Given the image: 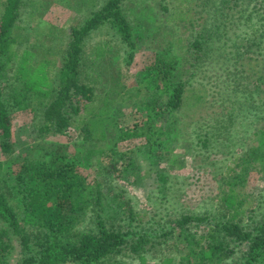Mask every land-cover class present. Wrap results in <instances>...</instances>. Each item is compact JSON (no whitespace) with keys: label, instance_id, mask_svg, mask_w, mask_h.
Instances as JSON below:
<instances>
[{"label":"trees","instance_id":"trees-1","mask_svg":"<svg viewBox=\"0 0 264 264\" xmlns=\"http://www.w3.org/2000/svg\"><path fill=\"white\" fill-rule=\"evenodd\" d=\"M153 1L159 12L153 4L146 10L160 13L161 20H156L163 25L176 22L188 32L177 38L173 57L159 59L155 67L168 93L161 94L157 84V97L154 92L144 103L149 121L125 132L113 109L132 97L110 89L99 93L82 80V74L84 40L107 23L128 45L127 60L133 58L136 39L126 0L97 1L83 24L70 28L64 61L50 90L37 88L41 84H35L33 73L27 77L29 83L12 89L9 67L19 58L25 0H2L0 264H9L16 247L22 256L19 264H124L121 259L126 257L147 264L149 255L161 256L162 264H264V194L257 205L245 194L252 171L264 179V0ZM42 25L47 23L40 21L38 27ZM96 51L100 60L108 49L103 45ZM36 99L42 112L41 134H63L76 126L85 135L83 140L106 142V158L126 160L119 143L145 136L144 153L159 159L169 140L175 143L179 134L186 135L182 146L196 156L193 175L184 179L190 183L169 187L175 180L169 172L184 168L186 161L172 160L167 153V170L153 164L147 170L159 191L151 215L136 211L126 200L107 217L101 183L91 188L77 172L78 160L70 159L65 149L35 146L15 171L12 110L35 112ZM254 113L253 127L244 126ZM157 124L163 128L157 129ZM155 147L159 149L152 150ZM134 162L130 159L126 166ZM117 166L102 168H108L110 176ZM102 174L101 169L98 175ZM93 205L100 208L93 215V227L81 232L78 227Z\"/></svg>","mask_w":264,"mask_h":264},{"label":"rangeland","instance_id":"rangeland-1","mask_svg":"<svg viewBox=\"0 0 264 264\" xmlns=\"http://www.w3.org/2000/svg\"><path fill=\"white\" fill-rule=\"evenodd\" d=\"M97 1L100 2V0H89L88 3H86V0H25L19 23L23 35V40L17 47L19 58L15 57L14 62L9 67L8 78L9 76L12 78L10 79L12 89L18 84L29 83L27 77L31 73L37 79L35 84H41L37 88L50 90L53 85L55 86L59 69L64 61V51L67 48L70 28L82 25L90 13L89 9ZM1 2L2 0H0V14L2 12ZM149 4H153L156 9V2H152V0H126L125 2L124 8L136 39L134 56L131 61L127 60L129 56L128 45L123 42L117 29L109 23L98 30L92 31L84 40L86 66L82 74V80L95 87L99 93L110 89L112 93H129L128 97H132V100L126 101L124 105L118 104L113 109L121 129L125 132H134V127L140 129L149 121L150 112L144 103L154 92L155 97H157L158 92L155 91L157 84L158 91L161 94L168 93L167 89L169 88L165 85V82L162 83L159 80L155 67L159 63V59L165 60L173 57V53L177 51L176 45L174 46L177 38L181 34L187 35L188 32L186 29L178 28L180 26L175 25L176 22L163 25L162 22L156 20L157 18L161 20V15L160 13L158 15L147 12L146 7ZM92 9L95 10L94 7ZM40 21L46 22L47 25L39 26V28ZM103 45L109 51L103 59L97 60L96 49ZM49 46L53 47V51L47 52L46 49ZM42 47L45 48L42 49ZM40 78L42 79L40 80ZM156 78H158V83L155 81ZM137 92L140 93L134 97ZM38 104L37 99L33 100L32 107L36 109L35 112L26 109L18 110L15 107L12 110L13 155L17 160V165L14 166L15 171H18L24 159L34 152L32 149L35 146L48 145L51 149L55 147L65 149L70 159L78 160L77 172L86 177L91 188L101 183L103 203L107 210L105 215L107 217L117 213L118 206L126 200L131 202L136 211L151 215V210L155 209L157 207L155 205L159 202L157 197L159 191L154 177L149 176L147 170L152 164L155 169L167 170L169 165V161L166 160L165 156L167 153L172 155L170 157L172 160L182 157L186 161L184 168L169 172L172 177H175L169 187L172 190L179 189L183 186L187 187V184L190 183L187 180V183H185L184 179L193 175L194 166L192 163L193 158L196 156H194L195 152L193 155V152L187 151L182 146L186 135L183 137L180 136L182 134H179L175 143L173 140L172 142L170 140L169 142L165 141L164 143H167L162 149L163 157L159 159L153 157L151 153V160V154L144 153L142 147L148 141L145 136H134L119 143V153H126V160L121 159V157L106 158L103 155V152L108 148L106 142L83 140L85 135L76 129V126L63 134H41L39 130L41 128L42 112ZM175 116L177 115L175 114ZM184 119L185 116L182 120ZM255 119L257 120L254 113L250 121H247L244 126L252 125L251 127H253ZM155 127L157 129L163 128L161 124H157ZM180 133L184 134V131L182 130ZM176 136L177 134H174L171 139ZM258 141L256 140V144ZM192 146L197 149L193 143ZM192 146H189L188 149H191ZM156 149L159 148L155 147L152 150ZM130 159H135V162L127 167L126 164ZM1 160H4V158L0 150ZM111 163L118 165L117 171L110 176H106L108 168L103 169L102 167H108ZM175 166L179 165L175 164ZM101 169L103 174L98 175V171ZM245 194L249 196L250 201L255 205L258 204L259 196L264 194V179L257 172L252 171L250 173L245 184ZM11 203L17 206L16 201L14 203L11 201ZM98 208L94 205L90 208L86 222L78 227L79 231L85 232L89 227H93L92 218L99 211L100 208ZM119 209L121 212L120 207ZM21 258L19 248L16 247L9 264H19ZM121 262L124 264H141L131 257L122 258ZM161 262V256L160 258L148 256L147 264H162ZM174 264H178V262L175 261Z\"/></svg>","mask_w":264,"mask_h":264},{"label":"crops","instance_id":"crops-1","mask_svg":"<svg viewBox=\"0 0 264 264\" xmlns=\"http://www.w3.org/2000/svg\"><path fill=\"white\" fill-rule=\"evenodd\" d=\"M108 51H109V49H108ZM108 51H107V53H108Z\"/></svg>","mask_w":264,"mask_h":264}]
</instances>
